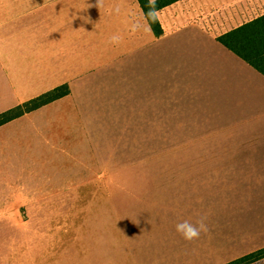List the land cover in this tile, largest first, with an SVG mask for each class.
Returning <instances> with one entry per match:
<instances>
[{
    "label": "crops",
    "instance_id": "0c3cea01",
    "mask_svg": "<svg viewBox=\"0 0 264 264\" xmlns=\"http://www.w3.org/2000/svg\"><path fill=\"white\" fill-rule=\"evenodd\" d=\"M155 15L162 30L159 37L151 28L128 30L133 22L149 25L137 0H102L98 6L97 0H0V115L58 88L68 90L0 126V168L15 172L37 155L42 165L43 149L59 150L50 140L54 129L45 132L29 125L17 130L16 124L70 100L73 107L91 104L85 88L112 72L115 60L122 63L128 57L130 40L147 38L153 44L168 35L169 45L163 51L153 47L152 58L165 52L182 100H169L171 117L160 123L172 136V131L193 123V113L201 120L196 136L202 137L199 145H169V153L177 154L169 166L199 167L200 181L216 177L220 197L249 202L251 210L226 207L221 199L210 201L212 206L210 199L194 198L196 206L182 199L183 192L199 191L182 176L138 179L135 188L123 187L129 179L122 176H96L92 184L102 191L87 193L65 191L64 183L49 185L42 178V187L20 188L22 200L44 202L41 208L24 210L26 216L39 219L0 224V264H229L264 249V233L257 232L264 223V75L217 40L264 16V0H180ZM165 15L171 22L162 19ZM117 32L122 41L108 44V36ZM139 48L132 52L138 60L143 58ZM119 67L123 72V64ZM77 117L81 119L80 113ZM223 120L232 127L207 125ZM156 127L159 134L153 135L163 136V127ZM56 133L61 135L60 129ZM74 134L76 130L68 133ZM205 138H216V144ZM67 143H61L63 153L68 152ZM62 163L57 168L68 170L69 185L89 177V163ZM12 184L6 182L7 190L16 193ZM114 184L122 186L121 191H109ZM16 202L9 209L12 214H6L0 199V217H17ZM201 217H206L208 231L199 239L185 241L175 232L178 221ZM250 264H264V258Z\"/></svg>",
    "mask_w": 264,
    "mask_h": 264
},
{
    "label": "rangeland",
    "instance_id": "374dc122",
    "mask_svg": "<svg viewBox=\"0 0 264 264\" xmlns=\"http://www.w3.org/2000/svg\"><path fill=\"white\" fill-rule=\"evenodd\" d=\"M162 19L166 22H171V20L167 21L166 19L172 18L170 15H165ZM168 27H171V24H168ZM208 28L212 29L210 25ZM217 29L215 27L213 28L215 31ZM169 38L167 35L166 38H162L158 43L153 44L147 38L139 42L130 40L128 57L123 58L122 63H120V59L115 60L116 62L114 61L113 63L114 67L112 68V72L105 75L103 80H100V77L104 74L99 75V78L95 82H90V86L85 88L84 92L89 94L87 100H91V104L80 105L75 102L77 106L75 105L73 107L72 100H70L47 109L43 114L32 117L27 121H20L16 124L14 129L17 130H23L24 126L29 125H36L43 131L48 129L49 132L54 129L52 131L53 136H51L50 140L59 150L46 153V149H43V157L46 160L42 165H40V157L37 155L33 161H25L26 168L18 167L15 172L11 168H0L1 205L4 209L8 210H2V213L7 214L11 212L12 214L13 210L9 211V209L12 208L16 201L15 207L17 210L20 209L17 211V217L2 215L0 217V224L15 223V221L16 223H24L25 220L39 219L37 217L26 216L24 210L41 208L44 202L41 200H22L24 196L20 188L24 190L26 188L42 187L44 186L40 183L42 178L45 180L48 179L50 182L49 185L64 183L62 186L65 188V191L87 193L102 191L99 189L101 187L100 185L94 186L92 184L96 176H111L115 179H119L121 176L128 178V183L123 186L127 188L137 187L136 183L138 179H151L152 177H155V179H169L175 176H182L185 177L186 183L190 188L197 187L199 190H192L193 193H190L188 192L189 188L186 187L185 192L188 193L183 192V196L185 197H182V199H189L196 206L198 202L194 198H202L204 202L210 199L209 204L212 206L214 204L210 203V201L221 199L226 201L224 202L226 207L232 205L244 213H249L251 210L249 202L223 199L217 194L216 177L215 179L210 178L208 183L200 181L199 167L178 170L170 168L169 166V160H174L177 156L175 153L170 154L168 151L169 148L187 143L199 145L202 138L196 136V134L200 133V130L196 129V124L201 125V120H196L193 113H190L193 123H190L178 132L172 131V136L168 135L170 133L169 127L166 125L162 126L160 123L161 121L167 122L171 117L169 100L172 98L182 100L178 95L177 79L168 70V57L165 56V52H161V55L159 53L157 55L158 57L152 58V48L154 47L155 50L159 48L163 51L169 45ZM137 45L140 47V56L143 57L139 58V60L136 57V53H132ZM142 45H144L143 49ZM121 64H123V72L120 71L119 66ZM120 97L124 101L123 107L121 106L122 99L119 104ZM75 113H80L81 119H78V117L75 118ZM156 123H158V128L163 127V136L158 135L155 137L153 135V133H158L155 130ZM207 125H209V129H214L212 126L232 127V123L228 120ZM57 129H60L61 135L56 133ZM74 130H76L74 137L68 135L69 132ZM177 133L182 135L178 136L176 135ZM65 134H67L66 137ZM45 139L46 137L42 141H45ZM65 140L68 143L64 148L68 152L63 153V145L61 143H65ZM205 140L216 144V138H205ZM73 142H75L74 151L72 147ZM169 145L171 146L169 147ZM42 146H44L43 142ZM189 159L195 160L196 158L190 157ZM62 162L65 164L69 162L76 164L75 162H77L80 166L89 163L92 166L89 170V177L87 180L82 179L79 183L69 185L67 180L70 176L68 170L63 171L57 168L58 164H63ZM31 165L34 167L30 168ZM7 171L10 174H5ZM81 171L82 176L85 173L83 172L84 170ZM68 179H71V177ZM7 181L11 183L15 182V184L10 186L18 189L16 193L7 190ZM30 182L33 185L27 186ZM88 182L91 184H88ZM2 184L5 186H1ZM48 186L45 185L47 189ZM108 188H111L109 190L111 192H118L121 191L122 186L114 184L108 186ZM39 197L40 195L34 196L33 198ZM257 232L260 235L264 233V223L260 225Z\"/></svg>",
    "mask_w": 264,
    "mask_h": 264
},
{
    "label": "trees",
    "instance_id": "16d2710c",
    "mask_svg": "<svg viewBox=\"0 0 264 264\" xmlns=\"http://www.w3.org/2000/svg\"><path fill=\"white\" fill-rule=\"evenodd\" d=\"M178 1L180 0H155V5L152 7L150 5V0H137L155 36H159L162 33L155 13ZM149 12L153 13L154 19L147 16ZM217 40L228 50L264 75V16L218 37ZM67 92L68 90L66 87L58 88L17 107L15 110L0 115V126L65 96ZM12 113L14 114L12 115ZM261 258H264V249L229 264H250Z\"/></svg>",
    "mask_w": 264,
    "mask_h": 264
},
{
    "label": "clouds",
    "instance_id": "9594fccd",
    "mask_svg": "<svg viewBox=\"0 0 264 264\" xmlns=\"http://www.w3.org/2000/svg\"><path fill=\"white\" fill-rule=\"evenodd\" d=\"M102 2V0H97V6ZM150 5L154 7L155 0H150ZM116 12H119V8L115 9ZM147 16L151 18H155L152 12H149ZM141 27H144L146 30L150 31V26L146 23L141 25L137 22H133L128 25V30L130 32L135 33ZM123 39V36L117 32L108 36L107 43L112 45H118ZM175 232L180 235V237L185 241H192L200 238L202 233H206L208 231V226L206 223V217H201L197 219L195 222L191 220H180L174 225Z\"/></svg>",
    "mask_w": 264,
    "mask_h": 264
},
{
    "label": "bare ground",
    "instance_id": "6f19581e",
    "mask_svg": "<svg viewBox=\"0 0 264 264\" xmlns=\"http://www.w3.org/2000/svg\"><path fill=\"white\" fill-rule=\"evenodd\" d=\"M173 92H174V91H173ZM155 101H157V100H155ZM155 101H154V102H155ZM150 105H151V104H150ZM155 112H157V111H155ZM165 115H166V114H165ZM174 115H175V114H174ZM179 115H181V114H179ZM152 119H153V118H152ZM148 120H149V119H148ZM159 121H160V120H159ZM88 122H89V121H88ZM157 122H158V121H157ZM158 123H159V122H158ZM158 123H157V124H158ZM146 124H147V123H146ZM95 125H96V124H95ZM152 125H153V124H152ZM156 126H157V125H156ZM156 126H155V127H156ZM156 128H157V127H156Z\"/></svg>",
    "mask_w": 264,
    "mask_h": 264
}]
</instances>
